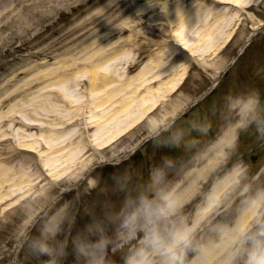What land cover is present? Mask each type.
I'll list each match as a JSON object with an SVG mask.
<instances>
[{"label":"rangeland","instance_id":"1","mask_svg":"<svg viewBox=\"0 0 264 264\" xmlns=\"http://www.w3.org/2000/svg\"><path fill=\"white\" fill-rule=\"evenodd\" d=\"M39 1L40 5H32ZM198 1L201 2V0H0V264H58L54 257L38 256L31 250L30 240L41 236L40 229H37L35 233L32 229L33 236L29 237L28 233L15 251L17 239L23 230L22 221L27 217L31 219L38 213L42 220H49L57 213L67 214L69 218L63 222L64 230H61L56 239L64 241L69 255L59 264H75L71 255L73 238L91 220L90 218H93L92 212L95 206L103 209L113 205L114 201L110 197L115 190L114 178L118 177L128 184L126 174L119 175L120 170L106 166V162H113L125 155L136 142L145 139L150 134V129H154L155 126L162 127L181 113L184 114L176 121L178 127L185 126V122L197 123L204 117L211 119L213 127L207 135L199 137L200 143L193 150L195 155L185 150L181 156L178 155L189 162V167L193 164L202 167L207 163L206 159H202L207 147L213 146L216 137L224 133V120H220L221 108L224 107L222 111L224 110V113L230 117L233 124H239L246 119L239 111L243 103L241 98L248 95L250 91L252 93L258 90L262 116L264 0H236L241 5L242 11L224 8L223 15H217L207 3H201L199 8L197 5L193 6V3L197 4ZM165 2L168 4L166 7ZM26 8L36 12L37 16L28 18L26 15L29 12ZM185 8L189 10V14L183 16L186 19H183V23H175L170 29L169 22L171 20L178 22L180 13L185 14ZM46 10L49 11L44 19L40 13ZM46 25L48 29L44 32V39L31 35L12 34L10 31L26 26L46 28ZM254 31L257 33L255 38L244 46L236 62L231 63L238 49L245 44ZM82 32H88L91 36L73 40L71 33L78 35ZM166 35L182 36L196 53L194 71L189 72L180 87H175V93L172 92L173 88L170 90L165 87L163 89L147 87V82L142 79L143 76L136 73L141 61L147 57L144 56V49L146 53L153 52L156 48L154 43ZM211 39L214 43L216 42L213 47H211L213 43ZM140 45L142 52H139ZM38 51L47 55L43 58L29 57L30 53L35 55ZM25 55L29 60L22 62L21 58ZM92 55L103 56V64H112V72L117 78L122 75V81L113 83V94H124L125 91L122 89L126 86V98L130 100L132 108H137L136 114L124 120L125 125L128 124L129 127L123 134L118 133V124L110 131L112 139L107 142L104 150L98 151L93 156L86 154L87 160L92 163L89 168L101 164L103 168L97 167L88 172L86 171L89 168H86L83 172L85 178L75 185L78 178L74 176L83 173L78 168V164L73 171L67 172L71 169L68 168V164L74 165L77 162L75 154H68L59 158L61 171L66 172L58 185L45 187L39 182L29 186V192L25 194L22 190L23 183L26 181L25 176L22 171L19 173L12 171V165L15 163L16 166L18 165L17 160L12 156V153L14 154L12 149L22 140L39 139L40 129L49 122L51 114H48L50 109L43 106L42 117L45 118L31 119V116H34V113H28L31 100L37 96V92L46 82L31 86L28 91H22L20 86L24 85L31 74H15L33 66L38 61H47L50 58L52 59L39 69L40 71L57 67L66 58L82 59ZM99 66H102V62ZM223 70L218 87L205 97L201 104L185 110L200 92L211 86L215 80L212 77ZM35 72L37 70L31 73ZM71 74L82 75L80 78L85 76L82 68L73 69ZM160 82L164 85L167 83L166 80L157 81L158 84ZM76 87L84 90L85 83ZM57 89L54 88L53 91ZM84 93L83 91L78 95L72 94L70 98L82 101L85 99ZM49 99L55 102L57 97ZM78 106L84 108L82 104ZM132 108L131 113H135ZM144 108L146 110H143ZM78 109L75 111L81 113ZM37 111L41 109L37 108ZM73 112H62L61 117L68 120ZM138 115L140 118L137 117L133 123ZM21 120L25 125L20 122ZM250 126L256 127L255 124ZM249 127L240 128L238 131L239 146L238 151L233 155V160L240 158L253 171H257L264 164V141L258 140L257 132L254 130L256 128L251 131ZM114 131L117 132L114 133ZM3 137L10 142H2ZM147 144L151 145L145 148ZM154 146L150 140L145 143L140 150L141 158L136 161V164H141L143 161L145 163L148 159H153L152 162H155L153 164H156L162 157L167 156L168 148L156 149ZM253 157L255 159L252 162ZM153 164H150L148 168ZM135 169L137 167L133 168L134 171ZM223 171L224 169L221 168L218 174L222 175ZM138 172L135 174L137 175ZM138 179L140 180V177ZM132 182L135 185L138 182L137 178H130L128 186ZM208 187V184L202 183L204 192L208 190ZM32 190L37 195L43 196L42 199L45 202L33 201ZM115 194L117 196L118 191ZM58 195L60 196L57 197ZM200 196L198 194L197 198ZM51 201L54 203L46 205ZM13 202L14 205L11 204ZM194 203L196 204L191 215L193 219L197 212H204L206 208L202 196L200 201L195 200ZM238 203L235 201L227 210L221 208L210 212L208 218L213 223L231 225L237 220ZM209 235L211 234L206 229L199 233L201 238H207ZM123 254L124 250L110 252L111 264H120V257Z\"/></svg>","mask_w":264,"mask_h":264},{"label":"clouds","instance_id":"2","mask_svg":"<svg viewBox=\"0 0 264 264\" xmlns=\"http://www.w3.org/2000/svg\"><path fill=\"white\" fill-rule=\"evenodd\" d=\"M61 88L62 94H75L71 86ZM259 95L255 90L244 99L239 111L246 119L239 124L223 116L224 133L216 137L212 167H189L180 157L164 156L133 187L114 178L113 186L121 193L119 206L93 218L76 234L71 251L75 264H111L109 253L116 250H124L120 264H264V171H253L240 158L233 160L239 146L236 129L255 124L258 140L264 141ZM179 119L178 115L150 129L148 139L156 147L193 152L213 121L204 117L177 127ZM221 168L222 175L218 174ZM202 183L209 185L206 192ZM191 193H199L206 205L195 219L185 212ZM235 201L240 218L233 224L208 218L210 212L227 210ZM68 218L59 213L50 217L49 223H56L31 238V250L54 257L58 264L66 260L67 246L56 237ZM205 229L211 235L201 238L199 233Z\"/></svg>","mask_w":264,"mask_h":264},{"label":"bare ground","instance_id":"3","mask_svg":"<svg viewBox=\"0 0 264 264\" xmlns=\"http://www.w3.org/2000/svg\"><path fill=\"white\" fill-rule=\"evenodd\" d=\"M40 4L41 2L39 1L33 3L32 5L38 6ZM49 10L41 12L40 16L46 19V14ZM26 11L29 12L26 15L28 18L37 16L36 12H31L28 8H26ZM30 26L18 27L16 29H11L10 31L12 34L31 35L43 39L45 38L44 32L46 31V29H48L47 25L46 28H32ZM71 35H73V40H76L80 37L91 36L88 35V32H82L78 35H74L73 33H71ZM180 37L184 39L182 36ZM181 38L180 40H182ZM46 55L47 54H45L44 52L38 51L35 55L34 53H30L29 57L43 58ZM103 59V56L94 57L93 55L92 57L89 56L82 59L66 58L62 60L59 66L54 67L50 70L48 69L46 71H40L39 69L45 66L49 60L38 61L33 66H30L27 69H23L15 74H31V76L25 81L24 85L20 86L22 91H28L31 86L46 82L44 87H42L40 91L37 92V96H34V98L31 100V107L28 108V113H34V116H31L32 120H36V118L38 117L39 119H44L45 117H42L44 115L42 112L44 108L42 107L44 106L50 109V112H48V114H51L49 116V123H45V126L41 127L42 129H40L42 134L40 135V137L42 138L41 140L36 139L32 141H22L19 143V145L21 147L23 146L28 148H35L38 150L47 171L49 172L51 177L54 176L53 181L60 173H58V170L60 169L59 156L65 151H67L68 154L74 153L77 158L80 157L79 164L81 166L79 167L81 169H83V166L85 164V153L83 146L86 143H84L82 140H77L79 133L76 132V128L71 127L72 125L74 126L75 123L73 121L67 122L63 120V118L61 117L62 112H68V110H72L73 107L78 106L80 102L85 104V107L87 109L86 112L91 114V117L87 118L86 120L87 116L83 115L84 119L81 121L82 127H88L89 131L90 128H93L92 133L85 131V135L87 136V138L89 136L92 137V140H90L91 145L86 144L85 150L87 149V146L89 148L92 147L93 149H95V145H99L101 142L105 143L109 139V136H104V133L107 132L104 130V128H108L109 125H112L113 128L116 126V124L122 125L118 130L120 132H123L127 128L124 120L133 116V114L131 113L130 100L121 95L116 97L118 93L113 94V83H115V81L119 82L121 79H117L115 74L112 72L113 67L111 64H103ZM28 60L29 58L26 55L21 58L22 62H27ZM101 62L102 66H99ZM76 68H82V71L85 72L86 78L84 79V83L86 85V90L84 95L86 98L84 101H71L69 97L72 94H62V85L71 86L73 89H75V94L77 95L80 93V91L77 90L75 86L78 85L79 82H81V79L79 78L82 77V75L77 74L79 76H76L71 74V71ZM35 70H37V72L31 73ZM54 88L58 89L56 91H53ZM122 90L126 91V88H123ZM54 96L57 97V100H55V102L48 101L49 98ZM247 97L248 95L242 98L241 101H244V99ZM37 108L41 109V111H37ZM113 115L115 116V118H112ZM74 117L76 116L71 117L69 120L71 121L72 119H74ZM104 118H106L107 120L105 121ZM113 121H115L116 123L113 124ZM20 122L25 125L22 120ZM101 122L103 124H101ZM65 124L67 126L64 128ZM79 131H81V129ZM61 133H65L66 137L64 139L63 136L60 135ZM87 133L91 135H87ZM53 158L54 160L52 161ZM210 162H213V159ZM75 167V164H68V168H71L70 171H73ZM13 169L14 171H18V173L21 170L20 167H17L16 165L15 167H13ZM74 177L78 178V175L76 174Z\"/></svg>","mask_w":264,"mask_h":264}]
</instances>
